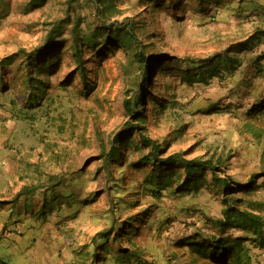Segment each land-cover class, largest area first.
Here are the masks:
<instances>
[{
  "label": "rangeland",
  "instance_id": "rangeland-1",
  "mask_svg": "<svg viewBox=\"0 0 264 264\" xmlns=\"http://www.w3.org/2000/svg\"><path fill=\"white\" fill-rule=\"evenodd\" d=\"M27 1L0 0L10 5L9 15L0 22V58L20 48L30 51L42 44L44 23L65 14L66 0H49L44 7L31 12L25 10ZM226 1L229 3L224 1L217 9L202 12L192 0H179L173 7L165 5L162 8H153L150 2L143 0H124L117 3V12L106 14V19L133 21L148 54L165 53L197 60L236 46L256 29H264V0ZM77 13L84 20L83 29L86 24H96L95 10L86 0L80 2ZM70 46L68 41L62 52V65L52 75H39L49 84L43 89L41 107L27 108L20 75L15 84H9L8 96L18 100L20 109L28 111V119L11 121V126L17 130L15 141L26 142L25 147L15 149L14 154L23 153L28 171L20 178L26 180V195L14 203L13 224H0V264H118L111 251L100 253L93 241L97 233L110 226L114 205L108 198L102 197L100 202L81 207L76 202L72 208L64 207L50 216L46 223L37 216L43 199L52 197L53 191L47 189L52 187L49 177L53 174L60 175L90 164L87 170H94L97 176L94 181L85 180L86 191L103 189L106 178L102 171L99 172L101 147L103 144L109 146L127 120L123 100L139 78L134 71L135 65L128 63L125 49H109L103 54L84 49L81 58L87 74L81 77ZM263 49L241 53L242 67L232 77L215 80L207 86H186L180 82L177 71L172 75L165 76L163 72L154 75L144 101L147 135L162 144L166 155L179 152L188 159L204 156L213 160L229 156L228 174L238 182H247L253 174H261L264 169V116L250 118L246 110L258 96H264V69L261 74L255 73L256 66H264ZM85 82L89 88L93 87L87 95ZM9 97L0 96L3 107L9 103ZM165 99L180 103L162 110L157 102ZM226 106L229 110L224 109ZM136 147L122 152L120 160L127 167L123 169L113 164L114 179L107 184L117 187L119 177L131 171L129 165L147 152ZM150 169L139 167L133 175L135 182L133 180L126 193L120 196L126 209L117 211V215L122 213L120 217L125 218L146 209L153 212L145 218L147 222L131 242L120 239L109 247L126 251L136 249L146 264H217L212 261L217 259H202L184 244L220 235L215 224L224 222L221 193L213 186L202 184L184 194H175L173 188L169 189L160 203L145 193L133 196L137 187L141 190V178ZM129 174L126 173L122 180L125 181ZM257 184L251 194L239 193L231 198H242L240 209L253 212L262 221L247 223L251 227L245 230L229 228L222 236L259 238L253 235L257 229L253 227L254 224L264 225V177ZM64 190L63 186H58L54 192L66 196ZM75 210L79 213L74 219L64 220L63 215L67 217ZM261 231L264 236V226L260 228L259 225L255 234ZM193 234L200 239L190 238ZM256 245L250 239L244 243L245 248L248 247L246 254L251 257L249 264H264V245ZM129 263L134 264L133 261Z\"/></svg>",
  "mask_w": 264,
  "mask_h": 264
},
{
  "label": "trees",
  "instance_id": "trees-1",
  "mask_svg": "<svg viewBox=\"0 0 264 264\" xmlns=\"http://www.w3.org/2000/svg\"><path fill=\"white\" fill-rule=\"evenodd\" d=\"M48 1L28 0L25 10L31 12L40 9ZM81 1L66 0L65 14L59 19L44 23L45 36L42 44L30 51L20 48L18 51L0 58V96L9 97V84H15V81H17L15 79L20 75L21 86L23 87L25 101L28 105L27 108L34 110L41 107L40 101L45 92L43 89L47 88L49 84L48 82H43L39 78V75L54 73L62 65V52L68 41L71 43L72 59L75 60L78 72L82 75L81 77H85L87 74L84 70V65H82L81 58L84 49H94L96 53L101 54L105 50L111 49L115 51L119 49L126 50V56H129L128 63L135 65L134 71L139 75V78L138 80L136 79L133 85L134 88L126 93L123 100V109L127 120L124 122L121 130L112 137L109 146L107 147L103 144L101 147L100 159H102V164L99 172L102 171L106 178L103 189L86 191L85 180L94 181L97 176L94 170H87L90 164L86 167L70 169L60 175L53 174L49 177L52 187L47 189L48 191H53L52 197L50 199L46 197L43 199L37 211V216L40 217L43 223H46L50 216H53L56 212H61L64 207L72 208L76 202L79 204V207L88 206L90 203L100 202L102 197H106L114 205V208L110 212V226L93 237L94 243H97L96 245L100 248V253L111 251L114 261L118 264H131L129 263L131 261L134 264H146L136 249L130 251L113 250L109 245L119 242L120 239L131 242L134 236L139 235L143 224L147 222L145 218H148L151 212H153L151 209H146L141 214L138 213L133 216H126L125 218L120 217L122 213L117 215V211L126 209V206L122 204L123 198L120 196L126 193L128 185L133 180L135 182L133 175L136 174L139 167H151L150 171L141 178V190L137 187L133 196L138 197L139 194L145 193L153 201L160 203L165 197V192L172 188V193L184 194L192 189H198L199 185L202 184L215 187L216 191L221 193V202L224 205V222L215 224L220 229V235L209 238L205 237L200 242H191L184 245L191 247V250L202 259H217L212 260L217 264H249L251 257L246 254L248 247L246 246L245 248L244 243L250 239V241L258 246L262 245L263 247V231L259 233L260 235L255 233L258 232L259 225L260 228L264 225L254 224L253 228L256 227L257 229L253 231V235L259 237L255 239L232 237L229 234L222 236V234H225L229 228L240 227L245 230L251 227L248 226L249 224L260 223L262 221L253 212H249L247 209H240V205L243 203L242 198L233 200L231 197L234 194L243 193L249 195L254 192L258 187V180L264 177V169L261 174H253L247 182L242 183L236 181L233 176L228 174L226 163L229 161V156L224 160H213L204 156L188 159L183 153L179 152L166 155L162 144L153 140L146 133L144 125L146 121L144 101L149 94V89H151V78L154 75H160L162 72L166 76L175 74V71H177L178 75H180V82L189 87L194 84L207 86L215 80L218 81L221 78L232 77L242 67L241 53L247 50L252 53L255 49H260V47L263 49L264 29H256L246 41L237 43L235 44L236 46H229L221 52L201 57L197 60H189L186 57H173L165 53L153 55L145 51L146 46L139 39V34L136 30L137 26L133 21L125 19V21L121 22H112L106 19V14L117 12V3H121L124 0H86L87 4L91 5L95 10L96 24H86L84 29L82 28L84 20L77 13ZM143 1L150 2L153 8H162L165 5L173 7L179 0H174V2L172 0ZM171 1L173 2L172 4ZM192 1L196 3L202 12L217 9L219 5L224 4V1L229 3L226 0ZM0 4H2L0 6L1 22V20H4L9 15L10 5L9 2ZM85 29L88 30L84 31ZM234 49L236 50L234 51ZM262 51L264 52V49ZM160 62L162 64L159 65ZM256 67L257 72L255 73H263L264 66L258 65ZM9 74L12 75V78H9ZM92 88H89L88 83L85 82V95ZM62 89L65 90V87ZM175 101L165 99L157 102V105L162 110H165L169 106L174 108L179 105L180 102ZM17 102L18 100H15L14 97H9L8 108L10 115L7 119L10 122L22 121V119L26 120L29 118L27 115L28 111L20 109L17 106ZM2 109L3 106L0 103V111H3ZM224 109L227 110L228 106ZM246 112L250 118L264 116V96H258ZM2 118L3 116L0 113V120ZM134 145L137 146L136 149L140 148L141 150H147V152L140 155L135 163L129 165L131 171H127L126 173H130V176L125 181L122 178L126 173H123L119 177L118 183L115 184L117 187L107 184V181L109 183V181L112 182L114 179L113 164L119 165L123 169L127 167L126 163L120 160L122 152L131 148L133 149ZM58 186L65 188L64 192L66 196L54 192ZM20 197L21 195L17 194L13 202L18 201ZM113 199H115L114 202L112 201ZM233 202L235 205H233ZM251 205L253 206V204ZM256 207L259 208L258 203H256ZM254 209L252 208V210ZM28 210H25L23 214H26ZM30 210H33V207ZM78 213L79 210H75L67 217L63 215V218L64 220L65 218L74 219ZM134 225L139 226L135 228ZM190 238L200 239L195 234ZM97 259H99V256ZM100 259L104 260L105 256Z\"/></svg>",
  "mask_w": 264,
  "mask_h": 264
},
{
  "label": "crops",
  "instance_id": "crops-1",
  "mask_svg": "<svg viewBox=\"0 0 264 264\" xmlns=\"http://www.w3.org/2000/svg\"><path fill=\"white\" fill-rule=\"evenodd\" d=\"M8 106L9 103L4 105L3 111H0L3 116L0 120V224H13L15 214L13 210L16 206L14 204L16 201L13 202V200L17 194L21 197L26 195L24 190L26 180H20V178L28 171V164L23 159V153L14 154L15 149L25 147L26 142L15 141L17 130L13 129L12 122L7 119L10 115ZM7 126L8 128H5Z\"/></svg>",
  "mask_w": 264,
  "mask_h": 264
}]
</instances>
